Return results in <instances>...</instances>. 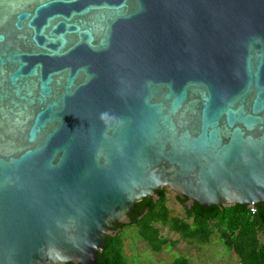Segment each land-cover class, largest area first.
Returning <instances> with one entry per match:
<instances>
[{"label": "water", "instance_id": "water-1", "mask_svg": "<svg viewBox=\"0 0 264 264\" xmlns=\"http://www.w3.org/2000/svg\"><path fill=\"white\" fill-rule=\"evenodd\" d=\"M163 188L264 204V0H0V264H98Z\"/></svg>", "mask_w": 264, "mask_h": 264}, {"label": "trees", "instance_id": "trees-1", "mask_svg": "<svg viewBox=\"0 0 264 264\" xmlns=\"http://www.w3.org/2000/svg\"><path fill=\"white\" fill-rule=\"evenodd\" d=\"M166 188L157 193V199H143L135 204L128 217L129 223L114 224L119 228L107 236L103 249L97 255L98 264H127L123 254V232L135 228L137 235L153 251L158 252L168 240L161 238L157 224L177 233L182 239L206 243L214 233L224 247L231 250L238 264H264V204L255 205L253 214L246 206L228 208H204L194 202L185 206L186 198L177 201L183 205L184 218L171 217L166 207ZM173 264H187L185 258H177Z\"/></svg>", "mask_w": 264, "mask_h": 264}, {"label": "rangeland", "instance_id": "rangeland-1", "mask_svg": "<svg viewBox=\"0 0 264 264\" xmlns=\"http://www.w3.org/2000/svg\"><path fill=\"white\" fill-rule=\"evenodd\" d=\"M165 195L169 215L184 218L183 205L177 201L175 194L167 189ZM156 227L160 237L169 242L158 252L141 240L135 228L123 232V254L127 264H173L177 258H185L187 264H238L234 253L222 245L217 233L211 235L206 243H198L184 240L159 224ZM260 239L264 242V237Z\"/></svg>", "mask_w": 264, "mask_h": 264}, {"label": "flooded vegetation", "instance_id": "flooded-vegetation-1", "mask_svg": "<svg viewBox=\"0 0 264 264\" xmlns=\"http://www.w3.org/2000/svg\"><path fill=\"white\" fill-rule=\"evenodd\" d=\"M129 218V217H128ZM119 224V223H118ZM118 230H119V228H115L114 227V225H113V227L111 228V232H112V234L114 233H116V232H118Z\"/></svg>", "mask_w": 264, "mask_h": 264}, {"label": "built area", "instance_id": "built-area-1", "mask_svg": "<svg viewBox=\"0 0 264 264\" xmlns=\"http://www.w3.org/2000/svg\"><path fill=\"white\" fill-rule=\"evenodd\" d=\"M253 208H254V209H253ZM249 209H250L251 213L253 214V212L255 211V207L252 205V208L249 207Z\"/></svg>", "mask_w": 264, "mask_h": 264}]
</instances>
